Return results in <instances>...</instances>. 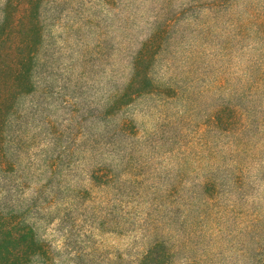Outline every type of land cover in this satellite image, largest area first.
I'll list each match as a JSON object with an SVG mask.
<instances>
[{"label":"trees","instance_id":"obj_1","mask_svg":"<svg viewBox=\"0 0 264 264\" xmlns=\"http://www.w3.org/2000/svg\"><path fill=\"white\" fill-rule=\"evenodd\" d=\"M139 1L0 0V264H264V0ZM210 97L206 151L157 164L137 108Z\"/></svg>","mask_w":264,"mask_h":264},{"label":"rangeland","instance_id":"obj_2","mask_svg":"<svg viewBox=\"0 0 264 264\" xmlns=\"http://www.w3.org/2000/svg\"><path fill=\"white\" fill-rule=\"evenodd\" d=\"M134 7L133 12H139L140 13V21L138 22L137 19V27L138 23L140 28L146 26L147 17L150 13L151 9H154V1L144 3L142 0L132 4ZM138 8V9H135ZM239 11V10H238ZM228 16H225V19H227ZM192 32H195V29L192 28V30H187V37L184 38L186 41H189L191 39L198 40L199 43H206V44H212L213 42H210L211 40H217V44L219 46L220 38L217 37L215 39L208 38L207 41H205V37L201 38L199 35H196ZM65 37V36H64ZM71 40H74V37L71 36ZM224 40V39H222ZM225 44V43H224ZM205 48V47H204ZM208 50V49H207ZM210 50V49H209ZM208 50V52H209ZM69 52V51H68ZM206 52V53H208ZM70 53V52H69ZM71 54V53H70ZM204 57V58H203ZM168 57L165 56V59L168 60ZM208 58L205 56L200 57H193L186 60V56L182 53L181 55H177V59H173L172 68L170 71L166 70L167 67H163L161 69L162 72L165 73V76H173L174 81L178 84L181 83L184 88L190 89H199L201 83L197 80L195 82V79L203 78V71L199 65L200 62L203 60H207ZM101 71L99 75L96 77V80H92V83L95 81V98L100 97L101 94L104 92V83L105 78L103 77V72L101 68H99ZM175 83V84H176ZM212 99L205 98L201 102L194 101V105L192 102L189 103L188 106L185 105L186 110H190L187 114L186 112H182V106L183 101L182 99H177L174 101H169L167 103H160L156 100H149L144 101V103L138 107L137 112H140L142 109L145 114L142 112L139 113L137 116L138 122L142 123L144 128H147L149 131L158 132L153 137V143L151 148H149L150 152H154L155 156L157 158V164L163 165L166 167H174L175 165H179L180 159L174 156L177 154L181 149V145L184 142H194V150L193 153H196L197 151L205 152V148H201V145L199 144V141H205L207 139H213L215 137V134L213 132L205 131L201 136L195 135V130L198 127L197 124H201L205 121L206 118V111L207 109V103H211ZM206 110V111H204ZM187 116H189V120L187 119ZM178 119L182 121L181 123H178ZM184 121L186 123H184ZM197 126V127H196ZM161 133V134H160ZM215 144L217 146H220L217 143V140L215 141ZM154 148V149H153ZM264 148L255 149L251 156L249 161H251V164L253 165V169H251L250 173H253L256 171V168L261 166L264 163ZM153 153V154H154ZM188 154V153H187ZM193 155L188 156V159H192ZM242 163L246 161L243 157L237 158ZM170 162V163H169ZM213 224H216L213 223ZM106 242L108 244H123L124 242H121L117 240V238L114 237V235H105ZM221 241H223V238H221ZM227 251V249H225ZM228 263H230L231 259H226Z\"/></svg>","mask_w":264,"mask_h":264}]
</instances>
